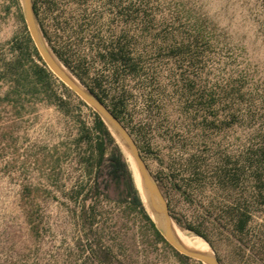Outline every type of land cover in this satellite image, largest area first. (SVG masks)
<instances>
[{"label": "rangeland", "instance_id": "obj_1", "mask_svg": "<svg viewBox=\"0 0 264 264\" xmlns=\"http://www.w3.org/2000/svg\"><path fill=\"white\" fill-rule=\"evenodd\" d=\"M44 40L114 109L173 224L219 264H264V0H31ZM0 0V264H205L139 206L133 162ZM119 149L127 170L112 165ZM156 224L155 221H153Z\"/></svg>", "mask_w": 264, "mask_h": 264}, {"label": "water", "instance_id": "obj_2", "mask_svg": "<svg viewBox=\"0 0 264 264\" xmlns=\"http://www.w3.org/2000/svg\"><path fill=\"white\" fill-rule=\"evenodd\" d=\"M21 2L23 15L30 36L47 67L66 86L75 92L82 101L89 105L99 115L109 131L118 139L120 144L129 154L139 180V187H137L140 189L141 199L148 210L149 217L152 221L156 222L155 226L159 232L179 253L198 259L205 264H219L218 259L213 253H202L197 250L187 248L179 242L174 232L172 218L168 211L164 197L157 184L149 174L132 136L120 119L103 101L99 99L94 92L81 85L69 72L65 70L57 57L48 48L44 40L42 32L36 21L31 0H21ZM149 211L156 216V220L150 215Z\"/></svg>", "mask_w": 264, "mask_h": 264}, {"label": "trees", "instance_id": "obj_3", "mask_svg": "<svg viewBox=\"0 0 264 264\" xmlns=\"http://www.w3.org/2000/svg\"><path fill=\"white\" fill-rule=\"evenodd\" d=\"M36 53H37L36 55H37L38 59L42 62V65H39L37 63H33L32 64L33 74L35 75V78L37 80H39L40 82H44V81L47 82L48 77L50 76V74H53V73L49 70V68L47 67V65L45 64V62L43 61L42 57L40 56V54L38 53L37 50H36ZM60 82L65 88H67V86L62 81H60ZM90 90L95 93V91L92 88H90ZM95 94L97 95V93H95ZM98 97L101 101H103V99L100 96H98ZM80 101L84 105H86L84 101H82V100H80ZM111 111L119 118L118 113L113 108L111 109ZM92 129L94 130V132H96L95 149L99 153V158H101L103 155V151H104L106 143L107 142L108 143H114V138H113L111 132L109 131V129L107 128L106 124L102 121V119L99 117V115L95 111H93V127H92ZM111 159H112V165H114L117 169L125 171L129 174V172L127 170V163L123 159L119 149H116V152L112 155ZM131 194H132V203L136 206H139L140 212L142 213L143 217L148 221V223L152 227L155 236L159 240L163 241L164 243L169 244L166 241V239L163 237V235L159 232V230L155 226L152 219L146 213V211L142 205V202L140 200V197L138 196L137 190L134 187L132 188ZM170 247L174 251V253L177 256H179L180 258H183V259L190 258L187 255L179 253L171 245H170ZM199 262L201 263V261H199Z\"/></svg>", "mask_w": 264, "mask_h": 264}, {"label": "bare ground", "instance_id": "obj_4", "mask_svg": "<svg viewBox=\"0 0 264 264\" xmlns=\"http://www.w3.org/2000/svg\"><path fill=\"white\" fill-rule=\"evenodd\" d=\"M136 184L139 187V180L137 175L135 176ZM150 215L156 220V216L149 211ZM173 229L179 242L187 248L197 250L202 253H210V247L206 241L200 237L190 235L184 230L180 229L176 224H173Z\"/></svg>", "mask_w": 264, "mask_h": 264}]
</instances>
